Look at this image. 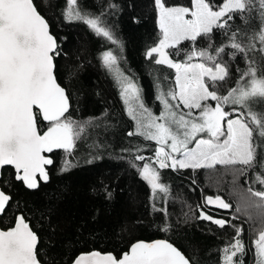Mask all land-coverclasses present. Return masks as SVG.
Returning <instances> with one entry per match:
<instances>
[{"label": "snow or ice", "instance_id": "1", "mask_svg": "<svg viewBox=\"0 0 264 264\" xmlns=\"http://www.w3.org/2000/svg\"><path fill=\"white\" fill-rule=\"evenodd\" d=\"M77 3L78 0H66V20L83 22L96 35L118 43L103 25V13L95 15L74 7ZM154 4L160 39L146 56L155 58L157 65L175 69V87L159 91L156 97L163 106L159 114L145 105L140 88L120 71L118 57L112 51L102 53L105 67L114 70L120 84L127 114L135 122V131L128 135L141 136L157 144L151 160L144 155L135 156L136 161H144L138 170L150 186L153 199L159 194L167 198L170 193V185L161 182L162 169L239 166L236 170L243 175L254 166L264 164V154L258 156L259 145L254 142L256 138H264V68H258L248 57V53L257 50V43L264 55V0H222L220 4L214 0H191V7L179 3L168 5L167 0H154ZM253 13L257 14L253 16ZM235 18L259 20V24L246 37L247 43L238 39L240 30L237 29L228 36V44L214 47L211 43L214 31L224 30L227 34ZM199 39H207V47H195ZM182 42H190L192 47L183 51V61L173 60L166 50L171 49V55H179ZM226 48L233 50L232 57L243 54L246 67L235 86L220 95L215 89L226 81L230 72L225 63L217 61ZM59 55L57 40L33 0H0V169L12 166L15 179L29 189L39 186L37 176L44 181L48 179L45 166L53 160L46 154L57 149L70 153L85 131L83 124L66 115L70 109L69 96L55 75V58ZM228 106L231 111L226 110ZM38 118L47 122L46 130L38 126ZM68 167L69 161H65L64 170ZM254 182L264 186V171L257 172ZM248 192L257 200L246 201L244 209H259L264 221V187L261 190L249 187ZM10 201L11 196L0 189V216ZM204 202L206 206L221 209L232 207L219 195L207 196ZM244 209L238 207L236 211ZM157 210L167 214L166 208ZM199 219L221 228L232 226L235 236L221 250L222 264H244L243 227L214 218L203 208ZM38 242L25 216H15L14 226L0 229V264H41ZM252 245L256 264H264V227ZM74 264L193 262L172 243L156 240L133 243L120 256L97 251L81 254Z\"/></svg>", "mask_w": 264, "mask_h": 264}, {"label": "trees", "instance_id": "2", "mask_svg": "<svg viewBox=\"0 0 264 264\" xmlns=\"http://www.w3.org/2000/svg\"><path fill=\"white\" fill-rule=\"evenodd\" d=\"M33 2L48 21L59 46L55 75L69 96L70 109L66 115L83 124L85 131L70 153L57 149L50 154L53 163L47 166L48 179L38 177L36 189L16 180L12 167L2 168L0 188L11 196V201L0 216L1 227L12 226L15 216L23 214L39 238L38 259L44 264H68L78 253L93 249L120 256L135 242L156 239L174 243L193 264H222L221 250L233 240L235 230L229 225L221 228L199 219L203 208L214 218L243 227L241 239L246 247L243 258L246 264H256L252 242L264 227V221L259 209H244V205L246 201L257 200L251 197L249 187L254 190L264 187L254 182L257 172L264 171V164L243 175L236 170L239 166L162 169L161 182L170 185V193L167 198L161 194L153 199L150 186L138 170L144 161H136L135 156L144 155L151 160L157 144L128 135L134 131V121L101 59L102 53L110 48L109 41L83 22L66 20V0ZM177 3L191 6V0H167L168 5ZM74 7L95 15L103 13V25L120 46V64L143 87L149 100L158 103L160 82L167 88L175 86V70L157 65L155 58L146 56L160 38L154 0H78ZM257 24L259 20L235 18L227 34L224 30L214 31L211 43L214 47L228 44V36L237 29L238 39L247 43L246 37ZM208 43L207 39H199L195 47L205 48ZM191 47L190 42H182L181 54L171 55L172 50L168 51L173 58L183 61V51ZM259 48L257 43V50L248 53V57L258 68H264V55ZM232 51L226 48L217 61L225 63L230 72L215 89L220 95L235 86L246 67L245 56L232 57ZM210 103L214 106V102ZM226 110L231 111V107ZM37 123L42 130L48 126L42 118ZM262 140H254L259 145L258 156L264 154ZM65 161H69L67 170ZM217 195L232 207L205 205V197ZM238 207L244 210L237 212ZM162 208L167 209V214L157 210Z\"/></svg>", "mask_w": 264, "mask_h": 264}, {"label": "rangeland", "instance_id": "3", "mask_svg": "<svg viewBox=\"0 0 264 264\" xmlns=\"http://www.w3.org/2000/svg\"><path fill=\"white\" fill-rule=\"evenodd\" d=\"M214 2H215L216 4H218V2H217L216 0H214ZM187 7H191V6H187ZM157 24H158V13H157ZM158 27H159V24H158ZM159 39H160V38H159ZM108 41H109V40H108ZM158 42H159V40H158L153 46H155L156 44H158ZM109 44H110V45H109L110 48H107L106 51H112L114 55H116L117 57H119V54H118V52H119V50H120L119 43H113L112 41H109ZM153 46H151V47H153ZM151 47H150V48H151ZM150 48H149V49H150ZM149 49H148V50H149ZM166 51H168V50H166ZM170 56H171V55H170ZM156 58H158V57H156ZM171 58H172L173 60H176V61H181V60H179V59L173 58L172 56H171ZM101 59H102V56H101ZM102 61H103V60H102ZM193 62H198V61H197V60H193ZM118 66H119L120 71L123 72V74H124L125 76L131 78L130 75L128 74V72H126V71L123 69L122 65L120 64L119 59H118ZM105 68H106L108 74L114 79V81H115L117 87L119 88V91L121 92L120 84L117 82V79H116V75H115L114 70H109L107 67H105ZM174 70H175V69H174ZM131 79H132V78H131ZM132 81L135 82V83L137 84V86L140 88V90H141V96H142V99H143L145 105H146L148 108H150V109L153 111L154 114H159V112L162 110V107H163L162 104H161L158 100H157L158 103H156V104L153 102V99L149 100V99H148V96L146 95V93H145V91H144V89H143V87H141L140 85H138V83H137L136 81H134L133 79H132ZM174 85H175V84H174ZM174 87H175V86H173V87L171 86L170 88H174ZM170 88H167V85H166V84H164L163 82H160V83L158 84V89H157L156 97H157L159 91H161V90H163V91H167V90L170 89ZM151 102H152V103H151ZM126 108H127V106H126ZM185 111H186V110H185ZM134 131H135V122H134ZM154 142H155V141H154ZM155 143H156V142H155ZM192 146H194V145H192ZM153 158H154V157H153ZM160 197H161V194H159V195L156 197V199H158V198H160ZM258 215H259V211H258ZM243 260H244V258H243ZM244 264H246L245 260H244Z\"/></svg>", "mask_w": 264, "mask_h": 264}, {"label": "water", "instance_id": "4", "mask_svg": "<svg viewBox=\"0 0 264 264\" xmlns=\"http://www.w3.org/2000/svg\"><path fill=\"white\" fill-rule=\"evenodd\" d=\"M35 5V4H34ZM38 10V9H37ZM40 13V12H39ZM41 14V13H40ZM42 15V14H41ZM43 16V15H42ZM46 19V18H45ZM49 24V23H48ZM49 30H50V26H49ZM50 32H51V30H50ZM51 34L54 36V34L51 32ZM55 37V36H54ZM56 38V37H55ZM57 82H58V80H57ZM59 83V82H58ZM60 84V83H59ZM61 85V84H60ZM62 86V85H61ZM63 87V86H62ZM47 129V128H46ZM45 129V130H46ZM51 154V153H50ZM50 154H46V155H48V156H50V158L52 159V157H51V155ZM47 166L48 165H46L45 166V169H46V171H47ZM10 167H12V166H10ZM13 168V167H12ZM14 169V168H13ZM1 170L2 169H0V176H1ZM14 171H15V169H14ZM15 175H16V173H15ZM38 177L39 176H37V180H38ZM1 189V188H0ZM6 193V192H5ZM8 194V193H7ZM212 197H214V196H212ZM21 213H18L17 215H20ZM26 222H28L29 223V221H27L26 220ZM29 225H30V223H29ZM12 226H14V224L12 225ZM9 227H11V226H9ZM31 227V226H30ZM32 228V227H31ZM0 229H6V228H3V227H1V225H0ZM33 230V229H32ZM34 231V230H33ZM156 240H166V241H168V242H170V243H172L171 241H169V240H167V239H156ZM156 240H153V241H156ZM153 241H150V242H153ZM144 242H147V241H144ZM150 242H148V243H150ZM136 243V242H135ZM175 247H177L174 243H172ZM182 253H184L179 247H177ZM130 249V248H129ZM129 249H128V251H129ZM93 251H97V252H100L101 254H106V253H113V252H110V251H100V250H97V249H93V250H89V251H83V252H80V253H78L74 258H73V260L70 262V263H68V264H74V261H75V259L77 258V257H79L81 254H86V253H91V252H93ZM125 252H127V251H125ZM124 253V252H123ZM122 253V254H123ZM114 254V253H113ZM185 254V253H184ZM115 255V254H114ZM186 256V255H185ZM187 257V256H186ZM41 262V261H40ZM41 264H44L43 262H41Z\"/></svg>", "mask_w": 264, "mask_h": 264}]
</instances>
